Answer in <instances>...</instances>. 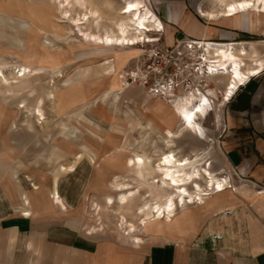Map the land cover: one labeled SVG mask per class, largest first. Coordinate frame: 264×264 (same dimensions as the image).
Returning <instances> with one entry per match:
<instances>
[{
	"label": "crops",
	"instance_id": "crops-1",
	"mask_svg": "<svg viewBox=\"0 0 264 264\" xmlns=\"http://www.w3.org/2000/svg\"><path fill=\"white\" fill-rule=\"evenodd\" d=\"M16 1L39 6L33 0ZM156 2L161 6V19L166 20L164 26L167 44H171L175 36L181 35L207 38V28L203 29L197 18V10H200L201 16L212 19L220 15L234 16L238 23L243 20L252 23L254 20L249 14L255 12L254 8L234 15H223L224 8L218 13L209 12L200 4L196 6L195 0ZM4 3H7L6 9L14 14V0H0L1 8ZM11 15L0 11V54L26 55L31 49L40 50L39 33L34 32L37 37H29L31 21L16 17L19 21H26V24L16 25L15 17ZM7 25L14 26L19 31L14 34V29L10 30ZM55 30L52 33L50 31L55 39L49 38L53 45V41L61 40L58 37L61 31ZM15 36L20 44L15 41ZM43 47L47 49L46 61H51V48L45 45ZM255 76L251 79H255ZM210 79L217 80L215 76ZM252 86L253 81L242 88V95L245 94L248 98L242 102L235 100L237 108L232 109V114L225 117L227 130L224 134L221 133L220 140H203L197 137L192 127L177 133V137L171 140V145L162 149L163 153L171 150L179 158H188L191 161V171L194 166L200 165H195L198 160L189 157L199 155L204 160V165L210 161L209 167L214 177L222 175L221 168L230 174L229 171L240 168L243 160H249L247 175L240 179L233 178V188L213 192L204 203L187 204L184 210L178 207V212L170 223L161 221L160 227L153 226L152 229L141 227V231L144 230L139 233L142 238L139 243L121 232L103 233L97 230L92 234L86 233L85 228L94 221L86 217L85 197L98 193L105 187L107 178L103 177L106 175H92L94 166L85 158L77 163L74 171L56 175L57 187H54L49 171L41 172L28 163L23 164L16 156L22 147L33 145L34 136L27 139L24 131L10 128L12 114H8L5 108L0 110V126L5 124L3 134L0 129V264H264V138L260 139L256 134L259 130H250L249 126L239 120L241 113H246L249 117L258 112L257 102H260L264 92L258 85ZM130 89L137 94L134 96L139 100V106L146 105L149 97H152L141 87L132 86ZM247 89L254 91L246 93ZM83 93L90 95L88 90ZM216 94L214 89L207 91L208 97L215 98ZM67 95L77 96L74 91ZM67 95L63 98L62 111L74 101L71 99L68 104ZM3 98L4 95L0 94V99ZM157 100L162 102L159 98ZM203 101L205 104V99ZM245 106L247 110H237ZM7 108L12 110L16 120L15 115L19 110ZM200 108L203 110L202 106ZM154 113L160 121V124L157 123L160 132H164L166 128L174 130L177 127L176 131L178 130V118L175 115L172 114L171 119L167 120L157 110ZM203 114H198V118ZM209 114L210 119L214 120L218 113L211 111ZM27 126L30 132L36 134L34 125L29 123ZM63 140L59 139L58 142L65 147ZM71 143L66 147L77 149L76 144ZM44 145L47 147L49 144ZM76 149L69 151L74 153ZM71 159L72 155L67 154L64 162L68 163ZM203 183L204 179H201L199 184ZM54 190L59 193L62 202L53 200ZM24 212L28 215H24Z\"/></svg>",
	"mask_w": 264,
	"mask_h": 264
},
{
	"label": "rangeland",
	"instance_id": "rangeland-1",
	"mask_svg": "<svg viewBox=\"0 0 264 264\" xmlns=\"http://www.w3.org/2000/svg\"><path fill=\"white\" fill-rule=\"evenodd\" d=\"M33 1L34 3L37 1L39 6L36 4L30 6L25 1L19 3L14 0V14L11 10L6 9L7 3H4L3 8L0 6L1 12L8 15L12 14L15 17L14 23H16V25H18V23L26 24V21H19L16 17L22 19L24 17L31 21L32 28L29 37H37L34 32L39 33V41L41 42V46H39L41 47L40 50L31 49L26 55L22 53L0 54V65L2 70L4 69V74L0 72V83H2L0 85V94L4 95V98L0 100V110L5 108L8 110V114H12L11 118L13 119L9 124L10 128L24 131L27 139L33 136L35 139L33 145H28L27 147L19 149L16 156L23 164L28 163L41 172L49 171L53 177L54 187H57L56 175L74 171L77 163L86 158L88 163L94 166L92 175H106L103 179L107 178V181L105 187L98 191V193H92L85 197L84 207L86 209V217L94 221L93 224L85 228V232L92 234L99 230L103 231V233L111 231L118 233L120 230L117 229V217L112 212H101L102 219L97 220V215L94 212L92 204L97 202L106 206V196L116 195V192L113 191L110 186V182L112 181L129 182L132 187L139 186L141 188V196L136 197L131 206L132 209L129 211L124 209L121 210L125 212L129 221L137 223L134 214L136 207L147 199H156L158 196L155 194L154 196L150 195L149 198L147 197L149 195L148 191L150 190L147 180L142 181L134 177L133 175L136 174L134 171H130L125 167L124 161L126 156H132L134 152H137L149 156V160L152 164L157 163L159 156L163 153L162 149H165L169 143L165 141L164 132L158 130L157 123L160 124V121L157 120L154 110H157L158 113H162V115L164 114L167 120L171 119L174 113L171 107H169V104L173 105V103L178 101L179 97L186 95V93H181L173 97V101L171 100L169 103L161 97L150 95L146 89L139 84H127L123 81L122 84L116 81L112 84L111 82L114 81L113 79L99 77V75L103 73V75L111 74L116 78L119 74H124L129 66L132 68L131 65L133 61L131 62V59L140 53L137 51L138 47L117 46L112 49L111 53L101 54L99 50L96 51V49L94 50L92 47L88 46L87 41L80 40L82 36L79 35L78 28L74 25L77 23L69 20L68 17L63 14V6L59 3V0ZM87 2L89 7H95L100 11L102 17L99 21L100 27L98 29L94 23L86 22L81 26L79 25V29H84L85 31L100 30L104 32L106 29L115 28L116 20L123 18L119 12L123 3L122 0H87ZM146 3L161 19V6L157 4L156 0H146ZM199 4L206 10H210L209 12L214 13H218L221 8H224V6L219 4L218 0H195V5L199 6ZM8 8H10V6ZM189 8L193 9L191 7ZM252 8L255 9V12L249 13L250 16L254 18L252 23H248L244 20L238 23V19L234 16L222 17L219 15L213 19L207 16L204 17L200 15V10H197L198 13H196V9L194 8V13L198 15L195 14L202 24L203 29L207 28V38H192L218 43L226 42L234 44L242 42L247 48L245 59L248 65H253L255 63L254 59L256 58L264 60V9L260 7L259 1H256ZM79 13L80 9L76 4L72 8V15L76 17ZM18 14L20 16H18ZM163 23L164 32L159 37L162 42L166 43V26H164V20ZM7 26L10 30L14 29V34L19 31V29L14 28V26ZM54 29H56L55 31L57 32H59V30L62 32L58 33L60 35H58V37L61 40L53 41L55 45L50 43L51 40L49 39H55L53 35L50 34V31L52 33ZM2 30L5 31L4 28H2ZM150 33L149 35L152 37L157 35L156 29ZM16 37L17 36L14 37L15 41L20 44ZM46 38L48 40H46ZM43 45L51 48V61H46L48 59V54L46 52L47 49L44 48ZM137 45H140L141 48L146 50H150L155 44L139 42ZM106 57L111 61V66L107 67V65H103L100 67ZM33 59H37V61H32ZM24 67H26L25 72ZM262 70H264V66ZM24 74L26 75L24 76ZM214 76L217 79L216 81L215 79L213 81L210 79ZM214 76L209 74L205 79L209 89L217 91L212 102V112L215 111V113H218L217 118H214V120L212 118L210 119V112L203 109V116L196 118L195 123L197 124L193 126L195 130L194 133L198 135L197 137L207 141L220 140L219 136L222 135L221 133L224 134L227 130L225 117L230 113L232 114V109L237 108L235 100L242 102L243 99L248 98L245 94L242 95L241 91H244L242 89L243 87H246L253 81V86L258 85L257 87H260L264 92V71L256 74L253 80L251 78L254 75L250 76L247 80L245 79L242 85L232 90V94L230 93L231 97L228 96V98L224 86L226 81L225 77L221 75ZM6 79L8 83H5ZM76 86L78 87L76 88ZM132 86L141 87L148 95L152 96V98L149 97L148 99L149 101L147 104L149 106L147 104L138 105L139 100L134 96H137V94L133 93L130 89ZM121 87L122 89H120ZM87 90L90 95L86 96L83 91L86 92ZM109 90H112V92L106 93ZM247 90L246 93H252V91H254V89L252 91H250L251 89ZM70 91H74L77 96L67 95ZM53 92L60 97V108L55 104L56 100L52 97ZM223 93L225 95L224 99ZM117 94H119L118 97H116ZM6 95H8V98ZM64 95H67L68 104L71 103V99H74V101H72L68 108L62 111L64 107ZM157 98L161 99L162 102L157 100ZM247 100L249 101V99ZM259 101L260 102H257L258 112L255 115H249V118L246 113H241L239 120H241L240 123L249 126L250 130H259L256 134L260 139H263L264 94L260 97ZM244 102H246V100H244ZM38 106L43 110L45 119H41V117L38 116ZM147 106L148 108H146ZM7 107H14V109L19 110V113L15 115L16 120H14V113L11 112L12 110ZM237 110L245 111L247 107L245 106ZM180 118L178 119V123L181 121ZM149 120L152 122L151 124H148ZM29 123L35 126L37 130L36 134L30 132L27 128ZM4 125L0 126L1 134L4 132ZM176 129L172 131H176ZM162 134L163 136H161ZM179 137H181V135ZM59 139L65 140L63 143L65 147L58 144L60 143L58 142ZM40 140L44 142H40ZM71 142L76 144L77 149L72 146L66 147L72 144ZM44 143L49 145L46 147ZM70 149H76L77 151L70 153ZM114 152H116V154H118L117 152H121V163L118 162V164H116L115 160L109 157V155H113ZM67 154H71L72 159L70 162L65 163L64 161ZM189 158L198 160L194 163L195 165L201 166L205 164L204 160L197 154ZM209 164L210 161H207L206 165ZM249 166L250 161L243 160L240 168L229 171L230 174H227L228 171L224 172L223 168H221L220 170L223 173L218 177H226L224 178L225 189L233 188V178L240 179L243 178L244 175H247L246 171L249 169ZM55 169L57 170L55 171ZM54 171L56 174H54ZM201 187L203 189L205 188V180ZM213 191L215 192V190H209L210 195ZM210 195L206 196L205 200L208 199ZM111 209L118 210V204H114L110 210ZM100 221L103 222L102 228H99Z\"/></svg>",
	"mask_w": 264,
	"mask_h": 264
},
{
	"label": "bare ground",
	"instance_id": "bare-ground-1",
	"mask_svg": "<svg viewBox=\"0 0 264 264\" xmlns=\"http://www.w3.org/2000/svg\"><path fill=\"white\" fill-rule=\"evenodd\" d=\"M122 1L123 3L119 12L123 18L116 20L115 28L106 29L104 32H101L100 30L85 31L84 29H79V25L81 26L86 22L94 23L98 29L100 27L99 21L102 18L100 11L95 7H89L87 0H59V3L63 6V14H65L69 20L77 23L74 25L77 26L78 32L80 33L79 35L82 36V39L80 40L87 41L88 46L92 47L94 50L96 49V51L99 50L101 54L111 53L112 49L117 46L137 47L136 45L139 42L149 43L157 41L158 38H156V36H150L149 33L155 29L161 28L163 23L161 19L157 17L156 13H154V11L148 6L146 0ZM256 1H259L260 7L264 9V0H218L219 4L224 6L223 15H234L239 11L251 9L254 7ZM76 4L79 6L80 13L75 17L72 15V8ZM137 51L140 52L139 49ZM203 55L210 70L213 71L210 75H221L225 77V91L227 96L232 93V90L242 85L245 82V79L247 80L250 76H255L260 73L264 66V60L259 58L254 59L255 63L253 65L247 64L245 59L247 48L242 42L231 44L212 43L208 41L204 44ZM108 57L104 59L105 61L103 64L101 63L100 67L103 65H107V67L111 66V61H109ZM3 70L1 67L0 72L2 73ZM25 70L26 67H24V72ZM25 75L26 74H24V76ZM99 77L113 79V82L110 81L112 84L115 83V81L122 84L120 78L122 76H117L115 78L111 74L103 75L102 73ZM5 83H8L7 79L5 80ZM1 84L2 83H0V85ZM120 89H122V87ZM110 92H112V90H109L106 93ZM52 95L56 100V106L60 108L61 104L59 95H56L54 92ZM118 95L119 94H117L116 97H118ZM204 99L203 95L197 96L194 93H186V95L179 97L178 101L173 103V105L169 104V107H171L176 118L179 119L181 117L180 119L182 122L180 121V124L177 123L179 124L177 131H172L170 128H166L164 131L165 141L169 143L168 145H171V140L177 137V133L191 129L195 126L194 124H197L195 123V120L198 118V114L201 115L202 112H204L202 108H200L201 106H199V102ZM38 116L41 117V119H45L43 110L40 106H38ZM148 122V124L152 123L150 120ZM117 153L118 154L114 152L113 155H109V157L115 160L116 164H118V162L121 163V152ZM124 164L127 169L134 171L136 175L133 176L138 180H147L150 188L148 191V198L150 195L154 196L155 194L159 198L147 199L137 206L134 213L137 223L129 221L125 212H122L121 210L124 209L129 211L132 209L131 206L136 197L141 196V188L139 186L132 187L129 182L115 180L110 182V186L112 190L116 192V195L106 196V206L97 202H94L92 206L97 215V220L102 219L101 212H112L117 217V229L120 230L122 234H127L133 239V241H137L138 243L142 242V238L139 234L141 227L147 229L152 226L160 227L162 224L161 221L170 223L176 216L178 207L184 210V207L187 204L204 203L205 197L210 195L209 190L220 192L225 189V179L217 178L218 176H212L213 173L209 168L210 164L208 167L206 165H203V167L194 166L191 171L189 169L191 161L188 158L177 157L171 150L162 153L156 164H152L149 160V156L137 152H134L132 156H126ZM201 179L205 180L204 189L199 184ZM34 187L37 186L34 185ZM52 197L56 202L63 201L56 190L52 192ZM116 203L118 204L119 209L110 210V208ZM99 226V228L103 227L102 221L99 222Z\"/></svg>",
	"mask_w": 264,
	"mask_h": 264
},
{
	"label": "built area",
	"instance_id": "built-area-1",
	"mask_svg": "<svg viewBox=\"0 0 264 264\" xmlns=\"http://www.w3.org/2000/svg\"><path fill=\"white\" fill-rule=\"evenodd\" d=\"M161 21L163 23L162 19ZM163 32V25L156 29L158 39L149 42L155 44L150 50L136 45L140 53L131 59L132 68L129 66L124 74H119L122 76L121 80L127 84H139L150 95L161 97L168 102L181 93L203 95L206 103L204 104L203 100L199 103L208 112L213 108L214 99L207 95L209 87L205 79L213 72L203 57L204 44L208 41L181 35L175 36L173 42L167 44L160 40L159 36ZM223 96L224 99V93Z\"/></svg>",
	"mask_w": 264,
	"mask_h": 264
},
{
	"label": "clouds",
	"instance_id": "clouds-1",
	"mask_svg": "<svg viewBox=\"0 0 264 264\" xmlns=\"http://www.w3.org/2000/svg\"><path fill=\"white\" fill-rule=\"evenodd\" d=\"M213 110V108L212 109H210L208 112H211Z\"/></svg>",
	"mask_w": 264,
	"mask_h": 264
}]
</instances>
